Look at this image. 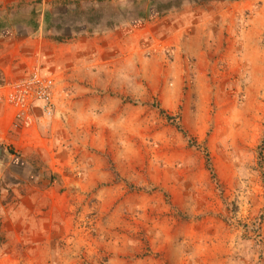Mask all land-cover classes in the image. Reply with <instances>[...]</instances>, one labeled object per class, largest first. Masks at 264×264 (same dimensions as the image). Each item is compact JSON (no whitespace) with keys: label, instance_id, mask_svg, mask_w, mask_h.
I'll list each match as a JSON object with an SVG mask.
<instances>
[{"label":"rangeland","instance_id":"1","mask_svg":"<svg viewBox=\"0 0 264 264\" xmlns=\"http://www.w3.org/2000/svg\"><path fill=\"white\" fill-rule=\"evenodd\" d=\"M20 42L0 264H264V0H0L1 85Z\"/></svg>","mask_w":264,"mask_h":264},{"label":"crops","instance_id":"2","mask_svg":"<svg viewBox=\"0 0 264 264\" xmlns=\"http://www.w3.org/2000/svg\"><path fill=\"white\" fill-rule=\"evenodd\" d=\"M31 39H26L23 42H29ZM22 45V42L17 44L16 50L11 52V63L7 66H4L2 68V71L4 72V79L6 83L4 85L0 84V103L3 102L5 104H9V100L15 101V96H16V90L18 88L16 87V83L23 79L25 80V77H18L16 72L18 68L24 69L28 71L29 76H31L32 73L36 71V65L39 61V56L41 57L42 54V49L41 48H36L34 51L33 56H26L24 53L21 52L20 46ZM48 45V44H45ZM9 52H4V56H8ZM42 58V57H41ZM28 76V77H29ZM10 108L7 110H3L0 114H15V108L11 105H9ZM12 127V119L9 120V118L6 115H0V136L8 133L10 128Z\"/></svg>","mask_w":264,"mask_h":264},{"label":"built area","instance_id":"3","mask_svg":"<svg viewBox=\"0 0 264 264\" xmlns=\"http://www.w3.org/2000/svg\"><path fill=\"white\" fill-rule=\"evenodd\" d=\"M52 86L53 80L42 79L38 73H35L33 77L16 84L18 90H16L15 101L20 104L25 99L32 97L35 100H42L45 102V106L48 110L49 102L47 101L50 100L49 90Z\"/></svg>","mask_w":264,"mask_h":264},{"label":"trees","instance_id":"4","mask_svg":"<svg viewBox=\"0 0 264 264\" xmlns=\"http://www.w3.org/2000/svg\"><path fill=\"white\" fill-rule=\"evenodd\" d=\"M59 6H63V5H56V7H59ZM54 9H55V7H54Z\"/></svg>","mask_w":264,"mask_h":264}]
</instances>
